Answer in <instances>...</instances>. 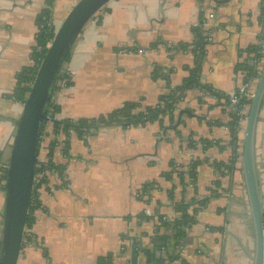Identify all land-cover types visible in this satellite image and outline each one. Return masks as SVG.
<instances>
[{"label": "crops", "instance_id": "0c3cea01", "mask_svg": "<svg viewBox=\"0 0 264 264\" xmlns=\"http://www.w3.org/2000/svg\"><path fill=\"white\" fill-rule=\"evenodd\" d=\"M78 1H56L51 13L56 29ZM210 7H215L210 0L202 5L198 0H111L87 23L71 50L67 72L72 86L53 95L56 119L98 118L128 102L157 105L195 67V54L178 46L195 42L201 17L208 43L199 81L225 95L237 89L249 62L247 49L262 43L264 0H232L219 11ZM46 9V0H0V222L6 185L1 166L10 157L23 109L11 95L21 71L34 66L37 21ZM156 67L162 68L163 77H153ZM222 99L192 89L173 117L162 122L106 127L85 139L73 135L68 155L60 148L54 155L63 175L49 173L48 183L38 190L40 206L18 264H97L108 255L115 256L113 264H130L127 238L155 250L152 237L159 228L168 238V251L160 258L154 252L152 264H252L248 208L228 200L233 184L236 195L244 193L240 129L245 123H239L233 143V113ZM64 141L59 137L61 145ZM256 149L264 191V102ZM178 171L185 173L183 185ZM145 185H151L147 194ZM176 203H194L190 211L196 219L178 246L173 231L160 226V218L174 221ZM142 214L151 220L141 222ZM1 232L0 223V237ZM139 260L150 264L141 253Z\"/></svg>", "mask_w": 264, "mask_h": 264}, {"label": "water", "instance_id": "95a60500", "mask_svg": "<svg viewBox=\"0 0 264 264\" xmlns=\"http://www.w3.org/2000/svg\"><path fill=\"white\" fill-rule=\"evenodd\" d=\"M111 0H79L70 10L61 26L56 30L45 58L41 62L36 78L23 105L22 113L16 124L15 138L9 158V169L5 185V206L1 219L0 264H18L23 241L26 236V219L35 188V177L39 150L42 142L43 127L51 116L53 95L61 83V75L67 72V57L87 23ZM201 5L205 0H198ZM208 1V0H207ZM219 9L232 0H210ZM206 12V11H203ZM264 21V18H263ZM264 26V25H263ZM260 47L262 58L256 60V54H249L256 65L264 58V33ZM204 51L198 60V67L203 62ZM257 71V70H256ZM258 72V71H257ZM256 89L247 110V119L241 143V167L243 177L242 194L236 195L235 185L230 189L229 202L246 205L251 219L254 239L252 264H264V191L257 167L256 137L260 113L264 102V66L255 79ZM231 110V107H230ZM235 109L233 113L237 112ZM231 130L233 127H229ZM240 192V191H239ZM131 247L130 264H140L139 248L142 241ZM184 249L185 245H180ZM127 248V247H126ZM140 251L141 254H143ZM162 257L164 248L156 251ZM148 261V257L143 254ZM141 264H144L141 262ZM157 264V263H156ZM160 264H164L163 261Z\"/></svg>", "mask_w": 264, "mask_h": 264}, {"label": "trees", "instance_id": "16d2710c", "mask_svg": "<svg viewBox=\"0 0 264 264\" xmlns=\"http://www.w3.org/2000/svg\"><path fill=\"white\" fill-rule=\"evenodd\" d=\"M57 0H46V4L48 6V9L44 10L42 14L40 15L37 25L39 27V34L36 39V44L32 49V60L34 61V66L30 68H25L21 71V73L18 75L17 79V85L16 88L11 95V98L20 103L21 105H24L26 98L30 92V89L34 83V80L37 75V71L39 69V66L43 59L46 56V53L48 51V45L52 43L53 38L55 36V28L50 24L49 22L52 21V11L54 8V5ZM200 24L195 29V42L192 45H179L178 49L181 50H191L195 56H196V64L193 69L190 70V77L186 79L182 85L171 88L169 92L166 95H163L159 98V102L155 106H149L144 107L141 103H132L128 102L125 103L122 107L119 109L113 111L110 114H107L105 116H100L98 118L93 119H80L78 121H59L56 119L58 107L52 104L50 114L51 117L46 121L44 127H43V134H42V140L43 138L52 137L48 141V154L47 162H41L40 167L36 169V177L38 180V175L40 173H57L58 175L62 176L64 172V167L59 166L54 161V155L56 151L60 148L65 155H68L69 147H70V140L73 135H76L80 139H85L88 136L95 135L100 129L106 128V127H121L123 129H130V128H137V127H144L149 123L154 122H162L165 117H173L174 111L179 103L185 100L187 96V92L192 89H200L203 92H207L211 94L212 96L216 97L217 99L226 98L225 94H221L219 92L214 91L211 87L204 86L199 81V74H200V67L197 66L198 60L200 56L202 55L207 43H208V30L204 26V18L201 17ZM248 54H256V60L262 58L263 56L260 54L261 50L260 47H250L246 51ZM70 58V54L67 57V61ZM249 62H246L244 64V70L247 72V77L245 82H250L253 79H256L258 77V72L256 71V67L254 64H252V59L248 60ZM243 66L241 67V69ZM162 68L156 67L153 72L154 78L163 77ZM167 76H165L166 78ZM61 83H64V87L68 88L72 86V82L70 80V75L68 72L64 73L60 77ZM59 89H62V86L59 87ZM242 104L240 103L238 107V111L232 114V123L231 126L233 127V130L231 132L232 134V142L235 143L237 141V135H238V128H239V122L242 118V115L240 112L242 111ZM247 105L251 104V101H248L245 103ZM248 116V115H247ZM247 118V117H246ZM50 129V131H48ZM64 136L65 141L63 142V145L59 143V137ZM205 146L210 145L206 141H202V143ZM196 166V165H195ZM193 166L192 168L194 169ZM222 167L226 168L228 171L232 170V167L223 165ZM172 173H176L174 170ZM178 177L181 180V184L184 183V172H177ZM189 178L192 180V182L195 181V174L194 170H191L189 172ZM169 178L172 176L167 175ZM35 177V178H36ZM6 180V175L4 176ZM48 183V175H46L41 181H36L34 193L31 199L30 207H29V214L26 219V227L27 230L31 229L34 222V212L36 209L40 206L39 201V189L42 187V185H45ZM151 185H145L143 187V193H148V190L150 189ZM148 202V201H147ZM194 203L190 204H184V203H176L175 204V211L177 213V216L175 217L174 221L167 222L163 220V218H160V226L162 228H169L173 231V237L172 240H174V244L178 246L179 242H181L185 236L186 231L188 228H190L192 225L196 223V219L191 214V207ZM202 204H204L202 202ZM141 222L143 221H149L151 220L150 217L146 216L145 214H142L140 217ZM160 228L157 230V234L152 237V244L154 245L155 250H143L139 248L140 251L145 254L148 257V263L152 264L154 260V252L157 250L164 248L165 251H168V238L164 236L163 234L160 235ZM27 239L29 238L27 235L25 236ZM127 240L133 241V245H138V241L134 238H127ZM127 249V248H126ZM124 250L123 252H125ZM114 255H108L105 257H101L98 259L97 264H113L114 261Z\"/></svg>", "mask_w": 264, "mask_h": 264}, {"label": "built area", "instance_id": "2783aa9c", "mask_svg": "<svg viewBox=\"0 0 264 264\" xmlns=\"http://www.w3.org/2000/svg\"><path fill=\"white\" fill-rule=\"evenodd\" d=\"M50 24L54 27L53 21H50L49 22V25ZM205 24H206V22L204 23V26H206ZM56 30L57 29L55 28V31ZM49 46H50V44L48 45V47ZM247 59H251L250 56L247 57ZM252 64L255 65L256 70L258 72H261V70H262V68L264 66L262 63L256 65V63L254 61H252ZM242 73H243V83L237 89H235L231 93H228L227 95H225L226 98H223L222 99V101H226V103L229 105L228 106V109L229 110H230V107H231V110L230 111L232 113H233V111L235 109H238L240 103H244V104L241 105L242 106V111L240 112V114L242 115V118H241L240 122L241 121H245L247 119L246 117H247V110L249 109V105H247L245 103H247L248 101H251L252 100V98L254 96L255 89H256V81H257L255 79H253L250 82H245L246 77H247V72L246 71H243ZM60 86H62V88H65L63 82L60 83ZM48 131H50V129H48ZM43 139L44 140H42L41 146H40V150H39L37 168L40 167V164L39 163H41V162H44L45 163V162L48 161V158H47V154H48V150H47L48 137L43 138ZM12 146H13V143H12ZM1 167L3 169L4 176L6 175V177H7V172H8V169H9V159L6 160V161H3ZM46 175H48V174L47 173H40L38 175V180H37V177L35 178V183H36V181L37 182L38 181H41ZM165 219L166 218H164V220Z\"/></svg>", "mask_w": 264, "mask_h": 264}, {"label": "rangeland", "instance_id": "374dc122", "mask_svg": "<svg viewBox=\"0 0 264 264\" xmlns=\"http://www.w3.org/2000/svg\"><path fill=\"white\" fill-rule=\"evenodd\" d=\"M76 5V4H75ZM244 123H245V121H244Z\"/></svg>", "mask_w": 264, "mask_h": 264}]
</instances>
